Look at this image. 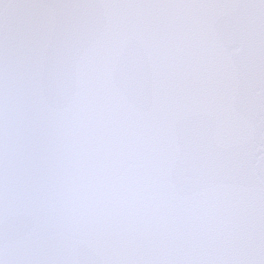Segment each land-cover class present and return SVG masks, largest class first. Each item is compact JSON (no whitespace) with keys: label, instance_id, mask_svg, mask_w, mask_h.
I'll return each instance as SVG.
<instances>
[{"label":"snow or ice","instance_id":"obj_1","mask_svg":"<svg viewBox=\"0 0 264 264\" xmlns=\"http://www.w3.org/2000/svg\"><path fill=\"white\" fill-rule=\"evenodd\" d=\"M0 264H264V0H0Z\"/></svg>","mask_w":264,"mask_h":264}]
</instances>
